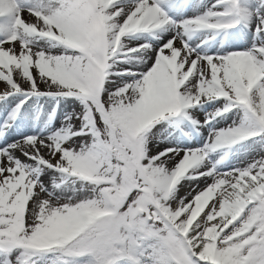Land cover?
<instances>
[{
    "label": "snow or ice",
    "instance_id": "6c2138e0",
    "mask_svg": "<svg viewBox=\"0 0 264 264\" xmlns=\"http://www.w3.org/2000/svg\"><path fill=\"white\" fill-rule=\"evenodd\" d=\"M0 264H264V0H0Z\"/></svg>",
    "mask_w": 264,
    "mask_h": 264
},
{
    "label": "bare ground",
    "instance_id": "6f19581e",
    "mask_svg": "<svg viewBox=\"0 0 264 264\" xmlns=\"http://www.w3.org/2000/svg\"><path fill=\"white\" fill-rule=\"evenodd\" d=\"M3 89V85L2 84H0V90H2Z\"/></svg>",
    "mask_w": 264,
    "mask_h": 264
}]
</instances>
